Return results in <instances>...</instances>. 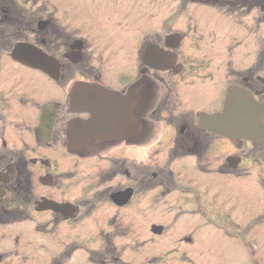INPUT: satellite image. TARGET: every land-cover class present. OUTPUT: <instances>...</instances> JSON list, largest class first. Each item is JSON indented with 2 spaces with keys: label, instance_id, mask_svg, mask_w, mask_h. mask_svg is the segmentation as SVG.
I'll list each match as a JSON object with an SVG mask.
<instances>
[{
  "label": "flooded vegetation",
  "instance_id": "obj_1",
  "mask_svg": "<svg viewBox=\"0 0 264 264\" xmlns=\"http://www.w3.org/2000/svg\"><path fill=\"white\" fill-rule=\"evenodd\" d=\"M230 93L264 105V0H0V264L254 256L264 140L203 122Z\"/></svg>",
  "mask_w": 264,
  "mask_h": 264
},
{
  "label": "water",
  "instance_id": "obj_2",
  "mask_svg": "<svg viewBox=\"0 0 264 264\" xmlns=\"http://www.w3.org/2000/svg\"><path fill=\"white\" fill-rule=\"evenodd\" d=\"M81 88L80 86L75 87V90ZM90 88V87H88ZM87 88V89H88ZM238 94H229V105L227 111L223 116H205L203 122H209L215 124L218 131H222L219 125L222 123H227L232 129L242 131L243 133H248L250 137L264 140V105L256 104V113H248L243 110L240 111L238 108L239 102ZM230 130L228 128L223 131Z\"/></svg>",
  "mask_w": 264,
  "mask_h": 264
},
{
  "label": "rangeland",
  "instance_id": "obj_3",
  "mask_svg": "<svg viewBox=\"0 0 264 264\" xmlns=\"http://www.w3.org/2000/svg\"><path fill=\"white\" fill-rule=\"evenodd\" d=\"M256 248L254 256L246 252L247 249L242 247L241 253H232L229 245L221 244L215 248L208 246L205 248L207 253L194 257L192 261L188 259H179L175 261H166L163 264H264V230L262 228L256 229ZM215 249V251H214ZM254 250V248H253Z\"/></svg>",
  "mask_w": 264,
  "mask_h": 264
}]
</instances>
